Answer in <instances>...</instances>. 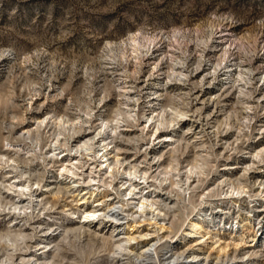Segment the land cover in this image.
I'll return each mask as SVG.
<instances>
[{"label":"rangeland","instance_id":"rangeland-1","mask_svg":"<svg viewBox=\"0 0 264 264\" xmlns=\"http://www.w3.org/2000/svg\"><path fill=\"white\" fill-rule=\"evenodd\" d=\"M185 4L186 0H97L96 4H93L91 0H87V3L84 0H0V53L9 52V55L0 57V105L7 102L6 97H8L9 89L15 93L11 96L12 104L22 103L18 99L21 95L19 87L12 88V85L15 84V77L23 75L35 84H39L41 78L47 81L43 87L37 89L40 94L31 98L23 109H13L10 105L8 106L10 115L19 116V119L15 121L17 126L13 130L12 136H19L29 129L34 132L37 124L42 120L45 121L48 116H63L65 109L68 108L73 99L70 91L75 90L78 85H82L84 73L89 64H91L93 71L101 65L105 69L99 76L94 77V86L104 84L107 80L118 87L125 85L132 87V90H126L125 94L128 97H133V99L140 97V102L138 100L134 105H128V107H135L137 113L142 108L147 110L153 108L152 104L158 108L160 106L166 107L169 103H175L177 106L182 103L190 105V102H193L190 98L198 91L205 92L206 97L209 95L219 97L220 102H214L208 109H203L202 118L204 120L199 124L206 123L208 114L214 112L216 116L211 117L209 124H206L212 126L211 129H218L214 132H209L210 128L203 129L202 127L189 129L188 116L185 115L187 118H181L176 122L178 127L166 116L168 124L171 125L168 131L152 130V134L144 133V135L151 137L150 140H147L150 141V144L161 146L160 138L156 137L161 132L162 135H168L173 132L172 130H177L179 131L177 138L186 134L184 140L191 142L196 140L198 147L208 143L215 144L214 152L219 157L211 174L206 179L201 178L204 179L203 184L197 183L194 176L193 179H196V182L190 187V191L186 195L177 190L181 196H173L176 198L173 201L165 200L166 202L169 201L168 208L175 207H172L170 212L167 209L160 210L161 215L164 216V212L167 216L169 215L167 226L170 225V220L175 221L176 225L171 231L161 232V235H170L169 237L173 241H179L183 246L196 240H203L201 234L191 236L186 233L193 231L190 225L195 221L204 225L206 230L203 233L217 234L219 237L221 236L223 241H229L234 235L244 234L246 241L251 243L253 240L252 243L254 244V246L246 249H251L255 253L256 264H264V187L258 183L254 190L248 193L250 186H253L255 181L264 179V152L263 160L260 156L257 157V152L264 147V82H262L264 81V24L261 23L264 21V0H195L191 8H186ZM213 16H231L233 19L217 21L213 20ZM217 24L218 27H216ZM208 25L215 27V33L211 37L207 49L203 52L206 62L198 71L190 74L187 83H167L169 75L173 74L175 68L179 67L172 64L173 57L177 60L180 59L181 53L176 49L181 48L182 45L186 47L191 58L187 60V66L183 69L189 74V70L194 67V61L197 59L195 55H192L196 52V45L189 43L187 38L165 39V35L162 34H170L174 29L194 33ZM141 29H143L145 42L152 41L150 55L144 56L142 59L134 57L132 60H126L124 56H121L117 60L112 51L105 50V46L108 44L127 41L124 46L131 53L140 45L141 38L135 37V33ZM130 36L135 37V39H129ZM241 38L249 42L252 38L256 39L255 55L251 58L243 56L242 53H235V49L228 51L232 43ZM165 55L168 56V59H164ZM221 56L225 57L222 61L223 68L215 71V63L220 60ZM242 59L243 63H241ZM114 61H116L115 66L113 65ZM125 63L127 64V72L132 76L131 79H121L120 74L124 68L119 65ZM72 64H75L76 70L72 73L71 88L66 89L65 86L69 84ZM138 65L139 68H137ZM158 68L161 70L158 71ZM231 69L234 70L228 72ZM248 71L252 72L251 77H249L252 81L250 85L247 79H242V76ZM209 72H215V79L208 75ZM165 73L169 75H165ZM231 73L232 75H230ZM206 76L207 80L204 81ZM163 88L166 89L163 90ZM157 90L163 95L159 96V99L152 100L153 96L159 94L155 93ZM241 91L251 93L252 98L247 99L246 96H242ZM118 103V95L113 91L99 105L97 114H100L101 109H115ZM244 105L254 110L245 112L243 110ZM197 106L201 105L197 104ZM234 112L236 113L235 116L232 115ZM241 117L251 119L250 127L246 131L239 126L233 127ZM92 122L95 123L96 121L93 120ZM225 122H227V128L221 130V125ZM7 123L8 121L5 122V126ZM144 124L137 128H131L128 135L139 136L141 134L140 129L145 127ZM41 128V137L44 136L43 129H47L49 133L52 131L47 122ZM216 131L219 135H226V141L230 142L229 146L232 145L233 147L230 148L227 143H222L224 140H220L221 137L218 140ZM2 136L7 137L8 133L3 132ZM200 137H204V139H200ZM167 144L161 150L165 153L164 164L167 169H170L173 154L168 150L176 148L178 142L167 141ZM183 146L180 145V149L177 148L176 151L180 165L179 171H184L185 165L190 169V165L193 163L199 167V162L196 159L199 152L192 147L185 149ZM16 147H21L19 161H31L33 159V157H25L22 145L13 143L12 147H6L3 139H0V157L5 155L4 157H8L13 166L18 165L21 172L29 174L31 183L21 180L19 178L20 173H13L12 167H0V181L9 186L7 190L0 188V195H3L5 200L9 202L25 198L28 203V194L32 190L38 195L34 198L43 199L44 205L38 206L39 211H37L38 207H32L29 212L14 210L0 212V236L6 234L15 221L28 226L37 225L41 222L43 226H51V232L54 230L53 233L58 234L63 229V224H67L71 220L81 219L80 217H68L59 226L53 222V217L64 216L65 212L68 211L65 210L67 207L74 210L78 208V205H76L77 201H73L71 198L58 197L54 193L55 190L52 192L49 189L54 181L61 180L60 175L62 173V168L58 171L55 170V166H61V161L58 162L57 159L52 158L53 151H49L51 147H48L42 139L40 149L44 156L48 157V167L41 159H36L34 163L26 165L14 160L13 157L16 153L13 149ZM181 151H183L182 156L178 155ZM66 152L65 149L57 155L62 156ZM132 152L130 156H133L136 151ZM141 152L140 154H142ZM100 156L98 157L100 158ZM93 160L90 156L88 163ZM250 163H253L251 165L253 168L246 170L245 167ZM100 167L99 165L98 168ZM32 173H39L40 176L31 175ZM223 177H230L232 180L241 178L239 180H242L241 182L247 187L241 188L240 185L235 184L219 188L217 184ZM37 179L40 180V183H36ZM180 180H185V176L181 175ZM152 182L149 184L143 182V185L148 184L150 186ZM22 183L26 186L30 185L28 188L14 187V184L22 185ZM88 183L89 181H85L83 184L87 186L91 182ZM197 186H201V188H197ZM96 187L99 186H91V188ZM162 187H164V192L170 189L169 184H164ZM25 189L28 190V193L17 198V193H23ZM130 191L129 189L127 192L128 200L131 196ZM97 192L100 194L96 199L112 192L116 195L112 186L105 188L102 185ZM209 192L211 194L210 199H206ZM227 192L230 193L231 200H224L230 207L232 206L231 218L240 215V228H232L223 232L216 231L211 227L214 224L209 223L208 226L204 223L208 216L207 212L201 213V210L216 208L218 199L226 197ZM202 200L206 202L203 203ZM94 202L92 201L91 205ZM49 206H51V211L47 210ZM218 210L219 208L213 210L212 215H219L216 214ZM144 217L149 219L152 216L145 215ZM201 217L203 218L200 219ZM128 222L130 221L128 220ZM134 223L131 221L128 227L132 228ZM94 224L97 223L94 222ZM69 226L72 225L69 224ZM141 229L142 232H152L157 228L147 221ZM165 240L166 238H163L161 242H165ZM41 241L39 240V242ZM102 241L107 240L95 236L92 232L85 235L73 233L68 237L58 235L56 241L51 247H48L52 248L49 260L54 262L51 264H74V262L80 264V256L77 253L82 252L87 264H98V260L109 257V252L106 250L107 248H103ZM56 242H59L58 249L54 247ZM212 244L210 241L204 246L207 253ZM0 247L4 246L0 245ZM37 248L39 246L35 247L36 251L41 250H37ZM154 249L155 247H153V251ZM188 259L189 257H184L182 262L191 263L187 261Z\"/></svg>","mask_w":264,"mask_h":264},{"label":"clouds","instance_id":"clouds-1","mask_svg":"<svg viewBox=\"0 0 264 264\" xmlns=\"http://www.w3.org/2000/svg\"><path fill=\"white\" fill-rule=\"evenodd\" d=\"M84 2L87 3V0H84ZM91 2L93 4H96L97 0H91ZM194 3L195 0H191V2H188V0H186L185 7L191 8ZM232 19L233 18L231 16H213V20L217 21H227ZM261 23L264 24V21H262ZM216 27H218V24L216 25ZM214 33L215 27L212 25H208L206 27L198 29L194 33L187 30L182 32L181 30L174 29L172 33L162 35H165V39H175L176 37L187 38L189 43H194L196 45V52H194L192 55H195L197 59L196 61H194V67L189 70V74H191L194 71H198L200 67L206 62L203 56V52L205 49H207L208 43ZM135 37H140L141 42L140 45L131 53H129L124 46L127 41L117 44H108L105 46V50L112 51L116 55L117 60L121 56H124L126 60H132L134 57H139L140 59H142L144 56L150 55L152 41L145 42V39L143 37V29L136 32ZM135 37L130 36L129 39H135ZM256 43L257 41L255 38H252L251 42L245 40L244 38H241L240 40H235L228 51L235 49V53H242L243 56L251 58L255 55ZM181 48H183V50H181ZM181 48L176 49V51L181 53L180 59L177 60L175 57H173L172 64L178 65L183 69L187 66V60L191 57L184 45H182ZM6 55H9V52L5 51L3 53H0V57ZM224 58V56H221L220 60L215 63V71H219L221 68H223L222 61L224 60ZM164 59H168V56L165 55ZM243 62L244 61L242 59L241 63ZM113 65H116V61L113 62ZM119 66L124 68V71L120 74L121 79H131V74L127 72V64L125 63ZM137 68H139V65L137 66ZM75 70V64H72L71 73L69 74V84L65 86L66 89L71 88L72 73H74ZM104 71L105 69L103 65L93 71L91 64H89L87 66V71L84 73V81L82 85H78L75 90L70 91V94L73 96V99L69 104L68 108L65 109L62 117L48 116L45 121H40L37 124V128L34 130V132L22 133L19 136L13 137L12 132L17 126L15 121L19 119V116L15 114L10 115L8 112V106L10 105L13 109H23L24 105H26L31 98L40 94L37 89L39 87H43L47 83V81H45L43 78L40 79L39 84H35L30 79H26L23 75L15 77V84L12 85V88L19 87L21 95L18 97V99L21 100L22 103L12 104L11 96L15 93L11 89H9L8 97H6L7 102L3 105H0V139H3L6 147H12L13 143L17 145H22L25 157H33V159L31 161H19L21 147H16L13 149L16 153L13 159L19 161V163H24L25 165L28 163H34L36 159H41L45 163V166L48 167V157L44 156V153L40 149V145L43 139V141L47 143V146L53 149V159H59L57 153H62V150L65 149L69 154L78 155L81 157L79 166L77 167L76 165H71V168L73 169L75 176L79 179L80 183H84V176L81 175V173L83 172V169L85 167H89L88 159L83 153L85 145L87 146V151L92 153L91 159H97L96 151L103 152L107 149L108 146L114 145L117 141L124 144L137 146L136 150L139 151L138 145L140 144V142L151 139L150 136L144 135L147 129H140L141 134L135 137H125L120 135V133L125 129L139 127V121L146 119V117L143 115H137V110L135 107H128L129 104L134 105L136 103L135 99H130L125 94L126 90H132L131 86L125 85L124 87H118L116 84H113L107 80H105L104 84H99L98 86L93 85L94 77L99 76L100 73ZM165 75L169 74L165 73ZM208 75L213 76V79H215V72H209ZM251 75L252 72L248 71L242 76V79H247L249 85L252 83V81L249 79ZM187 82V76H184L182 73H173L169 75V79L167 81V83ZM9 83L11 84V81H9ZM113 91H115L118 95V106L115 109L111 110L101 109L100 114L98 115L97 109L99 105ZM24 93H27V95H24ZM241 95L246 96L247 99L252 98V94L245 91H241ZM188 106V103H182L179 106H177L175 103H169L166 107L162 109L161 112H157L155 115L152 116L151 120L148 121L152 124V130L155 131L158 129L160 131H168L171 125L161 123V116L166 115L172 123H176L181 118H187L186 116H181V111L183 110L184 112H187ZM243 110L245 112H252L254 109L248 107L247 105H244ZM232 115L235 116L236 113L234 112ZM70 116L71 119H69ZM93 120H95L96 122L93 123ZM6 121H8L7 126H5ZM45 122L48 123L49 128H51L52 131L49 133L47 129H43L44 136L41 137V126ZM250 124L251 119H244L243 117H241V119L237 122V124L233 125V127L239 126L240 128L246 131L250 127ZM176 126L178 127V123H176ZM225 128H227V122L221 125V129ZM89 131L93 132L94 135L91 139H88L85 142V145H80L79 142L77 146L72 145V140L76 136H79L83 133H87ZM3 132H7L8 136L3 137ZM100 137H107V142L96 144V140ZM200 139H204V137H200ZM180 144H183L185 146V149L189 146H192L190 142L181 140L178 143L177 148H179ZM229 147L232 148L233 146L230 145ZM214 148L215 144L213 143L203 144L200 147L196 148V151L200 153V155L196 157L197 161L199 162V167L196 168V170L194 171H190L188 166L185 165L184 171L182 172L179 171L180 165L178 163L176 150H173V160L171 168L161 169L157 172V175L155 177L150 176L149 179L153 180L156 184H159L161 187L164 184H169V195L175 194L173 189L178 190L179 192H182L186 195L187 192L190 191V189H188L187 187V184L193 176L196 177L200 184H203L204 179H206V177L210 175L211 171L215 168V162L219 159V157L216 156ZM178 155L182 156L183 151L179 152ZM0 161H3V163H0V167H12L13 173H20L19 178L21 180H25L31 183L30 175L25 172H21V169L18 165L13 166L9 162L8 157H0ZM61 167H64L65 171L61 173L60 179L65 181H71L73 179V174L68 171L67 166L57 165L55 166V170L58 171ZM115 167L116 171L110 179L105 176L101 177L95 182L107 188L109 184L113 183L116 180H119L121 175H127V173H123L121 165H116ZM129 167L131 168L132 165L129 164ZM138 169L139 166H137L136 169L137 175L130 176L127 182L121 181L123 187H129L131 185L132 179H144L143 174L139 173ZM97 172L98 170H93V172L88 175L89 182H93L94 177L97 176ZM31 175L37 177L40 176L39 173H32ZM181 175L185 176V180H180ZM202 177L204 179H201ZM36 182L40 183V180L37 179ZM71 186L76 187L75 184H71ZM8 187L9 186L6 185L3 181H0V188H4L5 190H7ZM156 191H160V188H157ZM59 192L62 193L65 197L68 195L67 188H62L59 190ZM116 192L119 196V201L114 206L106 207L105 211L103 212H100L97 209H93V211L97 212V214L102 216L104 219L112 218L113 213H123L127 216V219L135 220L137 222L139 219H144V217L138 213V206L135 201L128 200L127 195L121 193L120 189H116ZM27 193L28 190L25 189L23 193H17V198ZM133 195H135V192L133 193ZM34 199L35 198L33 195L28 194L29 203L23 205L22 207H18L14 205V202H9L4 199L3 195H0V212L13 210L17 212H29L32 210V202L34 201ZM139 199L143 200L142 193ZM37 203L39 207H42L44 205L43 201H39ZM151 205H159L160 207L171 211V209L168 208V206L163 204L161 201L153 200L150 204L149 202H146V206ZM39 207L37 208V211H39ZM126 208H131L133 211L130 214L125 213L124 210ZM47 210L51 211V206H49ZM83 215H85L83 210L74 209L72 211L65 212L63 217H53V222L57 224V226H59L68 217L75 218L82 217ZM32 238V235L23 234L22 232L20 234H7L0 236V245L4 246L0 247V254L6 253V255H4V258L0 260V264H12V261L15 257V253L24 251L26 247L25 242L31 240ZM128 243V239L124 238L120 241H102V246L104 248H110V255L111 257L115 258L120 256L122 253L128 252ZM77 254L80 256V264H87V260L85 259L84 254L82 252ZM19 264H26V262L21 260L19 261ZM105 264H115V261L106 260Z\"/></svg>","mask_w":264,"mask_h":264},{"label":"bare ground","instance_id":"bare-ground-1","mask_svg":"<svg viewBox=\"0 0 264 264\" xmlns=\"http://www.w3.org/2000/svg\"><path fill=\"white\" fill-rule=\"evenodd\" d=\"M150 58H153V57H150ZM159 70L161 69L158 68V71ZM233 70L232 69L228 70V72L229 71L232 72ZM173 72L182 73L184 76H187V78H190L189 77L190 74H188V72H185V70L182 69L181 67L175 68V71ZM230 75H232V73ZM205 79L207 80V76L204 78V81ZM164 89L166 88H163V90ZM155 93H159V90H157ZM194 94H193V97L190 98L191 100H193V102H190L187 112L181 111V116H185V115L188 116V122L190 125L189 129H192L193 127L194 129H196L197 127L198 128L202 127L203 129L212 127L206 124H209V119L211 117H215L216 114L214 112L208 114L206 118V120L208 121L202 125H199L200 123H202V120H204L202 118L203 116L202 111L203 109H208L214 102L216 103L220 102L219 97L216 98V96L213 97V95H209L206 97L205 92L203 91H200V92L198 91V93H194ZM162 95L163 93H159L158 95L153 96L152 100L159 99V96H162ZM129 98L133 99V97H129ZM135 99L136 101L139 100L138 102H140V97L135 98ZM197 104H200L201 106H197ZM151 106L153 108H150L148 110L145 108H142L140 109V112L137 113V115H143L146 117V119L139 121V125H142L143 123H145L143 125L145 127H143L142 129H147V131H145L147 135L150 133L152 134V124L149 123L148 121L151 120L153 115H155L157 112H161L162 109L164 108L161 106L160 108L154 107L156 105H153V104ZM160 122L163 124H168L166 115L161 116ZM130 130L131 129H125L121 131L120 135L125 136V137H132L128 135V131ZM215 130H218V129L210 128L209 132H214ZM172 131L173 132L168 135H162L161 134L162 132H161L156 137V138H160L161 146L152 145L150 144V141H141L140 144L138 145L139 151H137L136 150L137 146L130 145V144H124V143L117 141L114 145L108 146L107 149L103 152L96 151V154H98V156L101 155L100 158L97 156V159H94L92 162H90L89 167H85L83 169V172L81 173V175L84 176V180L88 181L87 180L88 175L92 173L93 170H98L97 176L94 177L93 182L91 183L89 182L90 184L88 183L89 185L87 186L83 183H80L79 179L75 176V173L73 169L71 168V165H76L77 167L79 166L81 157L78 155L69 154L68 152L63 153L62 156H59V159H57L56 161L58 162L61 161V166L68 167V171L73 174V179L71 181L56 180L54 181L53 184L50 185L49 189L52 190V192L53 190H55L54 192L55 195L62 198L65 196L62 193H60L59 190L62 188H67L68 195L66 196V198H71V200L77 201V204H76L78 205L77 209L84 210L85 215L80 217L81 219L77 221L71 220L67 224H63L62 225L63 229L58 234L53 233L54 230L51 232V229H52L51 226L49 227L43 226L41 222L37 225L28 226L26 224L20 223L19 221H15V223L12 224L10 228L8 227L9 229L7 233L4 235L20 234L22 232L23 234L32 235L33 238L25 242L26 247L24 251L15 253V257L12 261V264H19V261L21 260L25 261L26 264H51L52 261L49 260V258L52 253V250H51L52 248H48V247H51V245L58 238V235L59 236L65 235L68 237V235H71L73 233H81L82 235H85V234H91V232L95 236L101 237L104 240L106 239L107 241L108 240L120 241L124 238H127L129 241L127 253H122L120 256L113 258L110 255L111 249L107 248L106 250H108L109 252V257L102 259V260H98L97 262L98 264H105L106 260H114L115 264H251V263L256 264V261L254 260L255 253H253L251 249H246L247 247L254 246V244L252 243L253 240H251V243L247 242L246 235L244 234L234 235L229 241H225V240L223 241L221 239V236L219 237L217 234L212 235V233L210 232L203 233L206 230L204 225H202L200 222L195 221L193 224L190 225L192 226L193 231H191L190 233L189 232H186V233L191 236L201 234L203 240H196L195 242H191L183 246L179 241L178 242L173 241V239L169 237L170 235H166V236L161 235V232L164 233L167 231H171L172 228L175 227L176 223L175 221L170 220L169 221L170 225L167 226L168 225L167 219H169L168 217L169 215L167 216L166 213L164 212L163 213L164 216H162L160 212V210L162 211L165 208L163 207L161 208L159 205L146 206V202H149L150 204L153 200H156V201H161L163 204L168 206L169 201L166 202L165 200L173 201L176 199L173 196L180 195L178 191L175 189H173L175 194L169 195L168 194L169 189L166 192H164V187H161L159 184H156L153 180L149 179L150 176L155 177L157 175V172L160 171L161 169H167V166L164 164L166 160V158H164L165 153L163 152V150H161V148L167 144V141H173V142L179 143L181 140H184V138L186 137L185 136L186 134H182L180 138H177V136L179 135L178 134L179 131L177 130H172ZM29 132H31L30 129L27 130L26 133H29ZM93 135L94 133L89 131L87 133H83L79 136H76L72 140V145L77 146L78 142L80 145H85V142L88 139H91ZM216 135H217L218 140L221 137L220 140H224L222 143H227V145L229 146L230 142L226 141L227 140L226 135H223V134L219 135L218 132ZM107 139H108L107 137H100L99 139L96 140V144L107 142ZM195 141L196 140H192V142L191 141H188V142H190V144L192 145L189 147H192L193 149L196 150L198 146L196 145ZM180 145L183 146V144H180ZM173 150L177 151L178 149L177 147L172 148L168 150V152L173 154ZM49 151H53V149L50 148ZM132 151H136V152L134 153L133 156H130V153H133ZM140 152L142 154H140ZM263 152H264V147L260 148V150L257 152V157L260 156L262 160H263ZM83 153L86 158L88 157V159L90 156H92V153L87 151L86 145L83 149ZM198 155H200V153ZM141 156L142 158L140 159ZM253 163L248 164L245 167V169L251 170L253 168V166H251L253 165ZM129 164L132 165L131 168L129 167ZM99 165L101 166L100 168H98ZM116 165H121L123 173H127V175H121L119 180L114 181L113 183L109 184V186H112L115 192H116V189H120L121 193H124L126 195H127L128 190L130 189L131 196L129 197V199L132 201H135V203L137 204L139 208L137 209L138 213L142 215L143 217L145 215L146 216L151 215L152 216L151 218L146 219L144 217V219H139L137 222L135 220L127 219V216L124 215L123 213H120V214L113 213L112 218L104 219L102 216L98 215L97 212L93 211V209H97L100 212H103L105 211L106 207H112L119 201V196L117 192H116V195L113 194L112 192L104 196H99V198L96 199V197L100 194L97 191L102 185L97 184L95 181L105 176H107L110 179L111 176L116 171V167H115ZM137 166H139L138 172L143 174L144 181L140 182L141 179H138V178L132 179L131 185L129 187L120 186L121 181L127 182L130 176L137 175V171H136ZM171 166L172 165L170 164V167ZM190 166H191V168L189 169L190 171H194L195 168H198L196 163L195 164L193 163ZM61 168H62V173H63L65 171V168L64 167H61ZM193 177L187 184L188 189H190V187H192L193 184L196 182V179H193ZM239 179L232 180L230 177H223V179H221L218 182L217 187L223 188L224 186L235 185V184L240 185L241 188L247 187V185L242 183L241 182L242 180L240 181ZM143 182H147L148 184L149 182H152V183L150 184V186L147 183H146L147 185L145 184L146 186H144ZM197 183H199L198 180H197ZM258 183L260 186L264 187V179H258L257 182L255 181L253 183V186H250V190L248 191V193H251V191L254 190V187L257 186L256 184ZM71 184H75L76 187H72ZM29 185L26 186L23 183L22 185L14 184V187L20 186V188H28ZM92 185H98L99 187L91 188ZM148 187L150 188L148 189ZM157 188H160V191H156ZM197 188H201V186H197ZM134 192H135V195H133ZM141 193L143 194V200L139 199ZM29 194L33 196H38L32 190H31V193L29 192ZM210 195L211 194L209 192L207 194L206 199H210L209 198ZM78 197H80L79 200H78ZM35 200L36 202L35 201L32 202V207H38L37 201H40V200L43 201V199H40L39 197L38 198L36 197ZM92 201H95V202L91 205ZM204 202L206 201L204 200ZM28 203L26 202V199L24 198V199L15 201L14 205L16 204V206L22 207L23 205H26ZM55 205H58V204H55ZM206 205H209V204H206ZM172 207H175V206H171L170 209ZM65 210L71 211L72 208L67 207ZM157 210L159 211L155 213V211ZM124 211L125 213L130 214L133 210L131 208H126ZM225 212H228V211H225ZM128 220L130 222H128ZM131 221H134L135 223L132 226V228H129L128 225L131 223ZM147 221H149V224H153V227L157 229H155L152 232H149V231L142 232L141 228L146 224ZM94 222H96L97 224H94ZM69 224L72 226H69ZM45 225L48 226V224H45ZM163 238H166L165 242H161ZM39 240H42V241L39 242ZM210 241H212L213 244L211 245L210 251L207 253L205 251L204 246ZM42 242L43 243L45 242L46 244H43ZM36 246L37 247L39 246L37 250H40V249L41 250L36 251L35 250ZM54 247L58 249L59 242H56L54 244ZM153 247H155L154 251H153ZM4 255H6V253L0 254V260L4 258ZM101 256L103 257V255ZM184 257H189L187 261H190L191 263L182 262V258Z\"/></svg>","mask_w":264,"mask_h":264},{"label":"built area","instance_id":"built-area-1","mask_svg":"<svg viewBox=\"0 0 264 264\" xmlns=\"http://www.w3.org/2000/svg\"><path fill=\"white\" fill-rule=\"evenodd\" d=\"M230 193H226V197H222L219 200V202L217 203V207L216 208H209V209H203L201 210V213H206L208 216V219L206 220L205 218V224L208 225L209 223H212V225L214 224V226H211L213 230L216 231H221L223 232L224 230H230L232 228L234 229H239L240 228V221H241V217L240 215H236L233 218L232 214H233V209L232 206L230 207L229 204H227V202L224 199H229L231 200V198L229 197ZM217 208H219V210L216 212V214H219L217 216H213V210H216ZM228 210L229 212H225V210ZM197 212V210L195 211V213ZM215 212V211H214ZM195 215V214H194ZM203 217H201L200 219H202ZM217 224V225H216ZM209 226V225H208Z\"/></svg>","mask_w":264,"mask_h":264}]
</instances>
